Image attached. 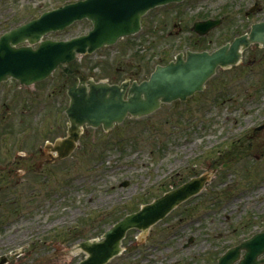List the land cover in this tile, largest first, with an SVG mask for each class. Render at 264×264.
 Segmentation results:
<instances>
[{
	"label": "rangeland",
	"instance_id": "1",
	"mask_svg": "<svg viewBox=\"0 0 264 264\" xmlns=\"http://www.w3.org/2000/svg\"><path fill=\"white\" fill-rule=\"evenodd\" d=\"M65 1L69 0H0V33ZM254 2L258 7L245 15ZM185 5H190L185 11L187 20L184 24L187 26L201 13L211 16L218 14L222 16V21L207 34L194 37L189 30L176 32L168 24L175 13L171 15V12L165 13L161 9L150 11L147 19L155 16L156 21L152 23L157 28L147 30L148 34L142 40H134L131 47H125L124 40L127 39H121L97 51V54L80 57L81 61L75 63L84 70L85 64L95 66V72L106 64L110 70L125 67V58H120L132 49L130 53L146 54L141 58L142 67H146L152 54H155L154 61L164 56L162 60L165 62L188 44L211 49L246 31L248 23L264 19V0H184L181 7ZM167 14L168 18L163 17ZM164 20H168L167 23ZM88 28V22L81 19L64 30L45 36L64 38ZM168 29L173 31L165 35ZM116 50L119 52H114ZM110 52L114 54L109 55ZM263 54L264 46L252 43L242 51L241 63L217 69L198 98L193 95L186 103L171 102L170 111L164 110L163 106L153 112L147 122H129L128 125L119 126L124 138L121 139L122 145L104 147L101 140L105 132L92 128L84 130L93 155L86 158L85 151L77 152V169L71 174L59 167L49 172L47 177L35 176L30 170L24 174H7L3 162H0V184L3 185L0 188V255L25 248L21 255H9L6 264H75L83 253L73 250L71 239L65 240L68 236L72 235V239L77 240L81 235L98 236L112 222L108 221L110 216H121L128 211L135 198L152 199L171 187L174 179L178 183L189 174L211 171L215 166L209 183L198 196L180 203L146 232L130 230L126 237V250L108 264H206L229 244L254 231L263 230ZM253 58L255 62L251 64ZM133 63L136 62L133 60ZM60 72L56 69L44 80L21 88L26 87L33 92H46L54 85L64 88L70 84L71 77L64 81V74ZM12 82L1 83L0 87L14 88ZM9 107L12 115L10 129L15 131L24 124L20 119H15L19 106ZM170 119L175 121L172 126L167 122ZM146 123L152 126H145ZM145 127V131L140 132ZM25 130L28 132V129ZM110 132L112 136L115 133ZM13 134L19 146L13 151L8 150L11 134L2 133L0 158L19 159V166L25 158L22 154H30L28 148L31 147L37 150V146H42L46 138V135L38 132L36 138L29 139V135H34L31 130L26 135L27 143H24L17 132ZM131 137L133 140L129 141ZM43 153H39L40 156L28 155L29 165L38 167L40 160L45 161L41 157ZM170 174L174 175L171 181ZM122 180L128 183L120 185ZM21 214L23 216L16 220ZM87 216L93 219L88 224L92 227L88 231L86 227H76L61 236L57 232L52 233L58 231L60 226L74 224ZM165 224L170 225L171 242L164 244L158 241L155 247L152 243L166 234L163 228ZM190 235L194 241L182 247ZM145 238L147 242L143 243Z\"/></svg>",
	"mask_w": 264,
	"mask_h": 264
},
{
	"label": "water",
	"instance_id": "2",
	"mask_svg": "<svg viewBox=\"0 0 264 264\" xmlns=\"http://www.w3.org/2000/svg\"><path fill=\"white\" fill-rule=\"evenodd\" d=\"M169 1L177 0H80L44 11L39 17L7 30L0 36V80L13 76L29 84L42 79L62 62L112 42L120 34L135 31L139 27L141 14L150 7ZM82 17L90 18L93 22V28L87 34L62 40L41 38L46 32L61 29ZM218 23L219 19L207 20L195 23L193 28L203 33ZM24 40L27 41L26 45L16 46ZM252 41L264 44V21L253 24L248 34L236 37L230 44L212 53L187 52L185 60L178 55L175 62L157 66L149 79L131 84L126 98H123V92L116 85L109 86L102 82L90 84L89 92L70 88L72 100L69 116L72 125L76 128L83 122L91 125L103 122L107 127L114 120H121L127 112L141 115L155 109L160 101L168 102L177 97L184 99L202 87L216 65L228 66L237 62L239 49ZM33 43L38 45L33 48ZM206 178V174L191 178L141 205L138 210L114 223L100 240L81 241L78 246L86 255L76 264L106 262L118 253L121 238L128 228L145 230L179 202L198 192ZM241 249L245 250L243 259L236 264H257V255L264 251V232H256L228 248L215 264H231Z\"/></svg>",
	"mask_w": 264,
	"mask_h": 264
},
{
	"label": "flooded vegetation",
	"instance_id": "3",
	"mask_svg": "<svg viewBox=\"0 0 264 264\" xmlns=\"http://www.w3.org/2000/svg\"><path fill=\"white\" fill-rule=\"evenodd\" d=\"M153 17L151 16L149 19L147 17L143 16L141 18V28L143 25H146V29L148 24L153 21ZM166 23V21L164 22ZM175 26H177L176 32H180L182 30V26H178L177 24L173 23ZM112 52H110L109 55H111ZM100 61H98L99 64ZM96 65V67L98 66ZM106 64V63H105ZM141 67V65H140ZM87 70L94 69L95 66L90 67V64L86 67ZM62 73L68 72V67L66 64H63L61 66ZM86 71V70H85ZM72 74V79L70 82V85L76 84H87L88 79H90V76L86 73L82 72L78 68H72L69 71ZM92 72V70L90 71ZM102 72L104 73V79L107 83H119L123 80H132L135 78L133 73H127L124 67H114L112 70L109 69L108 64L103 65ZM124 75V76H123ZM122 77V78H121ZM94 80V77L92 78ZM67 88H63L59 85L54 86L50 91L45 92L44 90H41L39 92H33L29 91L26 87H16V88H4L0 87V128L1 131L5 130L8 132H11L9 129L12 125L10 123L12 119L11 112L4 111L5 109H9L10 105H13L16 107L17 105L24 106L23 111V118L20 120L26 124H29L30 121H38L39 124H41V128L44 130V134L47 136H51L50 138H47L46 141H54L56 138H61L63 136H66L67 134V128H68V118L65 112V109L67 107V104L69 102V96L67 95ZM32 92V93H31ZM46 96V98H45ZM65 100H67L65 104ZM30 150V148H28ZM44 154L47 153V158L45 160H48V163H53L55 161L54 155L50 153L48 149H46L45 145L43 147ZM43 149H37L33 150L28 154V152H24L22 156L25 158L23 159L22 164V172H26L30 169L29 167V156L28 155H35L36 153H43ZM71 149V144H69L68 150ZM65 149H60V153L64 152ZM43 154V155H44ZM55 154V153H53ZM77 154V148L75 147L72 149L70 154L66 156L64 159H70V169L76 165V156ZM11 160L8 161V166L6 167L7 171L9 172H17L19 173V169L16 167H13L14 164H19V159H14L13 157L10 158ZM73 159V160H72ZM22 217V216H21ZM23 251V250H22Z\"/></svg>",
	"mask_w": 264,
	"mask_h": 264
},
{
	"label": "trees",
	"instance_id": "4",
	"mask_svg": "<svg viewBox=\"0 0 264 264\" xmlns=\"http://www.w3.org/2000/svg\"><path fill=\"white\" fill-rule=\"evenodd\" d=\"M135 207V206H134Z\"/></svg>",
	"mask_w": 264,
	"mask_h": 264
}]
</instances>
